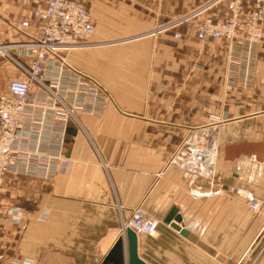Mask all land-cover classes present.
<instances>
[{
	"label": "crops",
	"instance_id": "1",
	"mask_svg": "<svg viewBox=\"0 0 264 264\" xmlns=\"http://www.w3.org/2000/svg\"><path fill=\"white\" fill-rule=\"evenodd\" d=\"M79 1L94 33L65 58L110 99L99 114L76 111L67 121L65 162L54 178L2 179L0 264H103L136 206L159 221L154 236H137L145 264H264V23L260 71L245 89L225 84L227 41L196 38L204 18L229 16L224 4L151 35L207 0ZM42 7L43 0H0V44L28 40L15 28L22 21L37 37L33 12ZM15 77L0 55V93ZM210 117L223 120L212 177L167 166ZM251 200L262 203L256 213ZM175 217L186 236L171 228Z\"/></svg>",
	"mask_w": 264,
	"mask_h": 264
},
{
	"label": "built area",
	"instance_id": "2",
	"mask_svg": "<svg viewBox=\"0 0 264 264\" xmlns=\"http://www.w3.org/2000/svg\"><path fill=\"white\" fill-rule=\"evenodd\" d=\"M224 4V20L206 17L197 23L196 38L227 41L224 81L229 87L251 89L259 73L257 55L262 41L264 0H207L189 12L155 27L151 35L175 31L209 10ZM40 21L39 35L30 37L27 21L15 25L28 37L24 42L0 44V55L14 65L16 77L0 93V195L9 173L52 179L65 162L66 123L76 111L99 114L110 99L101 85L69 65L65 54L88 43L94 33L88 10L79 0H43L33 12ZM174 39L180 34L174 33ZM15 54V57L10 53ZM222 119L210 117L192 128L173 150L167 166L201 178H211L217 152V131ZM256 213L262 203L251 200ZM3 207L0 204V213ZM159 221L141 206L123 222L120 235L130 229L136 236H154Z\"/></svg>",
	"mask_w": 264,
	"mask_h": 264
},
{
	"label": "water",
	"instance_id": "3",
	"mask_svg": "<svg viewBox=\"0 0 264 264\" xmlns=\"http://www.w3.org/2000/svg\"><path fill=\"white\" fill-rule=\"evenodd\" d=\"M180 223V217H175L170 226L182 236H186L187 231L182 228V225H179ZM259 238H257L256 242H258ZM137 244L136 234L130 229H127L124 237L116 241L113 249L104 259L103 264H145L138 255Z\"/></svg>",
	"mask_w": 264,
	"mask_h": 264
}]
</instances>
